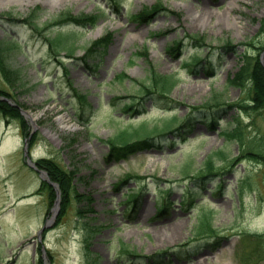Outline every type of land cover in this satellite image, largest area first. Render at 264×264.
<instances>
[{
  "label": "rangeland",
  "instance_id": "obj_1",
  "mask_svg": "<svg viewBox=\"0 0 264 264\" xmlns=\"http://www.w3.org/2000/svg\"><path fill=\"white\" fill-rule=\"evenodd\" d=\"M158 1L0 0V41L12 37L19 41L10 57L21 69L16 89L11 90L1 75L0 88L10 91L28 114L38 117L34 123L27 118L30 139L20 134L16 122L0 117V264H39L41 254L44 264H264V164L242 160L221 178L220 194L212 193V179L197 185L199 169L210 154L224 152L230 158L238 155V149L225 146L209 130L206 119H200L204 114L194 109L201 108L214 92L228 103L248 98L249 91L231 85L229 79L243 64L244 55L257 54L264 45V0H160L174 14L161 12L146 23L130 18ZM68 10L100 16L99 23L89 28L49 27L43 34L35 30ZM31 15L36 26L14 21L24 22ZM74 30L78 31L76 58L92 42L113 33L102 56L87 62L91 67L68 58L64 51L56 56L48 48L44 36ZM195 36L206 38L199 49ZM176 42H181V58L169 53ZM225 43L235 50H224ZM144 46L161 74L176 76L172 98L178 106L171 110L159 98L147 99L141 116L132 119L124 106L138 94V82L147 76L146 60L138 55ZM66 47L70 51L73 45ZM196 50L203 67L192 71L189 55ZM208 63L214 67V77L208 74ZM123 73L128 79L118 78ZM75 89L87 96V104ZM173 114L177 122L191 116H199V121L194 120L191 131L177 144L168 142L129 160L104 163L108 149L101 140L142 123L150 128L161 126ZM231 119L229 116L222 125ZM258 125L256 142L263 148V118ZM26 143L34 160L50 158L67 170L76 169V190L94 198L95 212L89 219H79L76 201L59 219L60 203L51 228L37 238L51 220L54 206L48 204L46 195L39 194L43 182L25 162ZM216 165L226 167L224 157H217ZM134 174L147 180L141 201L129 217L123 202L127 190L139 180ZM128 175L134 180L117 189ZM155 175L159 180L151 178ZM246 179L250 182L240 197L237 190ZM186 185L199 189L200 195L195 199L184 195ZM166 186L170 187L166 199L173 203L162 216L156 210V188ZM209 212L217 236L196 238L195 226ZM85 222L94 228L92 237L87 236ZM120 243L143 258L131 259L121 251Z\"/></svg>",
  "mask_w": 264,
  "mask_h": 264
},
{
  "label": "trees",
  "instance_id": "obj_2",
  "mask_svg": "<svg viewBox=\"0 0 264 264\" xmlns=\"http://www.w3.org/2000/svg\"><path fill=\"white\" fill-rule=\"evenodd\" d=\"M162 11L168 12V9H166L164 5L159 2L151 8H145L140 14L132 15L131 17L140 22H148ZM27 21L32 23V16L28 18ZM97 21L98 17L96 16L73 15L72 12L67 11L62 13L56 20L48 24L46 27L41 29L35 27V29L43 33L51 26H57L59 29L66 25L86 27L96 25ZM45 38L47 39L53 54L57 55V52L63 49L67 53L68 57H73L74 47L70 51L66 47V44H69L73 39L72 37L65 35L64 33H59L55 37L51 36L47 38V36H45ZM111 38L112 34L108 33L104 37L93 42L86 49V53L81 60L88 61L89 59H93L97 55L101 54L109 46ZM193 39L196 41V46L205 45V38L201 36H195ZM16 43H18V41L14 39L0 42V73L5 83H7L11 89H16L21 82L20 70L13 69L8 58L9 51L15 46ZM179 47L180 43L177 42V46H173L171 50L177 54ZM224 47H233V45L231 43H225ZM139 55L144 57L147 62V77L142 82H139L140 90L136 97L138 101L134 100L132 104H127V109L125 111H132L133 115L136 116L140 113V107L143 105L141 100H145V98H153L155 96H159L160 98L164 99L170 104L171 108H174L176 106V101H174L171 97L175 86V80H173L172 76L161 74L158 71L154 63L149 59V49L147 47L143 49L142 52H139ZM192 63H197V56L194 55ZM120 77H122V79H127L126 74H123ZM231 83L241 88H248L249 99L228 104L222 99L220 94H213V96L200 108L202 109L201 111L206 113L211 120L210 128L217 129V124L219 122L218 119H220V112L224 111L225 108H237L239 114L245 113L253 121L251 125L254 124L256 117H264V69L260 63L259 55L256 57H246L245 63L235 74L233 79H231ZM4 96L12 99L10 92L0 89V98ZM79 98L83 102L86 100L85 96H79ZM195 109L199 110V107ZM0 115L5 119L18 121L22 133L25 136L29 135V125L22 116L18 107L12 106L6 101H0ZM193 119H195V117H192L191 119L188 118V120L186 119L185 122L176 128L166 126L162 130H159L157 127H155L153 130H150L147 125H141L137 128L124 129L117 136L109 138L107 141H105V143L108 145V153L105 156V162L112 163L126 160L139 152L150 150L152 148H159L161 147V144L163 143L167 134L172 132L178 134L182 129L191 127ZM174 120L177 121V118ZM247 127L248 126H244L242 124V121L239 118H235L233 122V128L229 130H222L220 131V134L225 138V141L239 145L243 156H251V159L254 160L255 157H259L264 160V151H261V148L258 145L255 146L253 141L247 142V137H245L244 133V130ZM216 156H218V154L210 155L204 162V166L199 170V177L196 178V182L198 183L197 185H199L201 182H204L205 180H209L210 178L218 179L221 177L215 162ZM233 160L230 162L231 166L240 159ZM37 164L41 169L47 171L50 179L57 183L60 187L62 204L59 219L65 216L66 210L73 199H75L80 204L78 208V215L80 216V219H87L88 215L94 211L93 198L89 194H81L76 190V171H67L51 159H40L38 160ZM186 174L189 176L188 173ZM129 178L130 177L125 179L122 184H126ZM43 187H46L48 191L49 202L52 205L55 199V192L50 186L46 184H44ZM221 187L222 186L220 184H216L214 191H219ZM169 189L170 188L167 187L159 188L158 211L162 214L167 213L171 207V201H167L163 198L169 194ZM185 193L192 195V197L199 196V190L196 188H186ZM142 194L143 190L141 187H137L126 194L127 203L129 205L127 207L126 213L131 212V210L137 207ZM210 219H212V217L208 216L207 214H205L203 218L200 219V225H197L194 229V236L196 238L206 236L212 237L215 235L216 231L211 226ZM85 224L86 227L88 226V234L90 236L93 235L94 228H92L88 222ZM122 249L129 255L135 256V258L142 257L136 255L134 252L129 251L124 245L122 246Z\"/></svg>",
  "mask_w": 264,
  "mask_h": 264
},
{
  "label": "water",
  "instance_id": "obj_3",
  "mask_svg": "<svg viewBox=\"0 0 264 264\" xmlns=\"http://www.w3.org/2000/svg\"><path fill=\"white\" fill-rule=\"evenodd\" d=\"M29 162H31V160L29 159Z\"/></svg>",
  "mask_w": 264,
  "mask_h": 264
},
{
  "label": "bare ground",
  "instance_id": "obj_4",
  "mask_svg": "<svg viewBox=\"0 0 264 264\" xmlns=\"http://www.w3.org/2000/svg\"><path fill=\"white\" fill-rule=\"evenodd\" d=\"M100 29H102V28H100Z\"/></svg>",
  "mask_w": 264,
  "mask_h": 264
}]
</instances>
